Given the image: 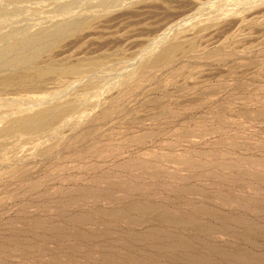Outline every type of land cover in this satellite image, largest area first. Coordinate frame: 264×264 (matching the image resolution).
<instances>
[{"label": "rangeland", "instance_id": "obj_1", "mask_svg": "<svg viewBox=\"0 0 264 264\" xmlns=\"http://www.w3.org/2000/svg\"><path fill=\"white\" fill-rule=\"evenodd\" d=\"M0 264H264V0H0Z\"/></svg>", "mask_w": 264, "mask_h": 264}, {"label": "bare ground", "instance_id": "obj_2", "mask_svg": "<svg viewBox=\"0 0 264 264\" xmlns=\"http://www.w3.org/2000/svg\"><path fill=\"white\" fill-rule=\"evenodd\" d=\"M177 49H178V46H174V47H172L170 50H167L163 55H161V56L155 58L154 63L160 61V59H161L162 57L169 56L171 50H174V51H175V50H177ZM34 58H35V56H33V57H31V58H27V57H19V58L17 59V62H19V63H25V62H28V61H30V60H33ZM38 73H39V72H38ZM37 75H38V74H37ZM23 76H24V75H23ZM38 76H39V75H38ZM24 77H25V76H24ZM39 118H40V115H35V116H32V117H29V118L25 119V122H26V126H25V128H26L27 130H29V131L32 130V129L35 127V125H32V123L38 121Z\"/></svg>", "mask_w": 264, "mask_h": 264}]
</instances>
